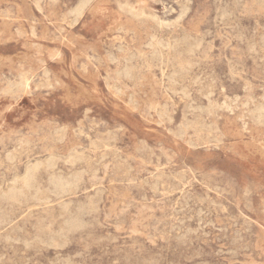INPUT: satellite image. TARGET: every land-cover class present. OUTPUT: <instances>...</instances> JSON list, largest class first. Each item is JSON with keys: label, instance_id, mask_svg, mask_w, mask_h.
Segmentation results:
<instances>
[{"label": "rangeland", "instance_id": "1", "mask_svg": "<svg viewBox=\"0 0 264 264\" xmlns=\"http://www.w3.org/2000/svg\"><path fill=\"white\" fill-rule=\"evenodd\" d=\"M29 167L0 264H264V0H0V190Z\"/></svg>", "mask_w": 264, "mask_h": 264}, {"label": "bare ground", "instance_id": "2", "mask_svg": "<svg viewBox=\"0 0 264 264\" xmlns=\"http://www.w3.org/2000/svg\"><path fill=\"white\" fill-rule=\"evenodd\" d=\"M23 84L20 86H27L26 81ZM18 88H19V86H18ZM247 107H248V105H247ZM31 180H33L32 167H29L27 169L25 176L22 178V181H24L23 186H19L18 185L19 180H15L11 185H9L8 190H3V189L0 190V196L7 198V199H11V200H16L18 198L19 194L22 193V189H23L24 185H27V186L31 185V183H30ZM58 183L61 185L64 184L63 181H60V182L58 181Z\"/></svg>", "mask_w": 264, "mask_h": 264}]
</instances>
